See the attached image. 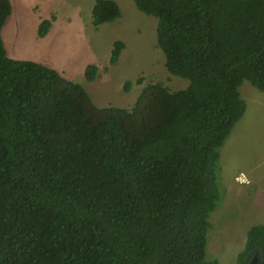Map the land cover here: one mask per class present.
Wrapping results in <instances>:
<instances>
[{
	"label": "trees",
	"instance_id": "obj_1",
	"mask_svg": "<svg viewBox=\"0 0 264 264\" xmlns=\"http://www.w3.org/2000/svg\"><path fill=\"white\" fill-rule=\"evenodd\" d=\"M135 4L158 19L166 67L190 85L150 83L126 109L99 108L56 70L9 58L12 5L0 0V264H219L207 244L220 152L246 113L243 83L264 92V0ZM121 16L97 0L93 23ZM125 47L114 44L111 65ZM98 76L89 65L85 80ZM255 258L264 264L263 225L238 264Z\"/></svg>",
	"mask_w": 264,
	"mask_h": 264
},
{
	"label": "rangeland",
	"instance_id": "obj_2",
	"mask_svg": "<svg viewBox=\"0 0 264 264\" xmlns=\"http://www.w3.org/2000/svg\"><path fill=\"white\" fill-rule=\"evenodd\" d=\"M118 1L123 10L121 20L104 24L98 30L93 28L90 23L88 39H82L84 49L79 61L84 60L87 64L88 60L94 57L99 59L94 62L100 64L101 79L99 78L92 84L84 82L95 105L99 108L114 106L130 109L136 103L143 87L150 83L163 82L172 92L188 88L189 80L173 75L166 77L164 67L161 69L165 74L161 73V69L157 70L158 73L153 74V68H156L157 65H154L151 56H155L156 49L161 54L157 48L158 19L141 12L136 7L134 0ZM95 2L96 0H13L12 14L8 17L6 24L11 21L7 26L5 25L4 34L2 33L7 50L12 49L11 54L14 53V49L19 47L17 45L24 41L39 43V26L36 25V21L44 16V13H35L34 7L41 6L43 10L46 7L48 11H56L52 13L56 16H59L60 13L65 14L68 7L71 8L69 19L73 15L74 17L77 15L78 19L82 18L85 22L88 17H92ZM62 18L64 17L62 16ZM60 23L63 21L60 20ZM84 27L87 30L86 24ZM21 33L22 39L18 40L21 42H15ZM117 41L126 44L123 58L120 59L124 62L122 63L124 69L118 78L120 80L129 76L127 80L131 81L132 85L128 93L122 92L124 81L109 82L114 79L112 74H117L116 70L121 71L120 65L112 67L109 64L114 44ZM34 45L41 55L46 53L47 49L38 44ZM7 52L10 57L9 50ZM148 52L151 56L145 54ZM59 62H62L60 58ZM139 79L144 80L142 85L138 84ZM240 94L247 102V112L232 131V136L221 148L219 164L227 165V168L218 171L217 208L210 216L211 228L208 233L207 260H217L219 264H238L239 254L246 245L248 231L258 223L264 224V165L262 166V158L259 157L255 165L258 171L256 179L253 173L250 177L245 170L233 171V168H237L236 166L242 163L241 160L236 159L239 155L247 151L246 156H248L258 151L260 146L263 147L261 144L264 143V93L254 88L249 81H245L240 88ZM243 141L246 143L243 144ZM243 145L245 148L242 152ZM242 173L247 175L251 182L250 185L239 186L236 184V177ZM232 176L234 182H228ZM231 184L235 186L233 192L229 188ZM239 187H244L246 192L239 195ZM242 199H245V203L241 209L239 201Z\"/></svg>",
	"mask_w": 264,
	"mask_h": 264
},
{
	"label": "crops",
	"instance_id": "obj_3",
	"mask_svg": "<svg viewBox=\"0 0 264 264\" xmlns=\"http://www.w3.org/2000/svg\"><path fill=\"white\" fill-rule=\"evenodd\" d=\"M10 1L12 3V6H13L14 5L13 0H10ZM115 1L119 4L118 0H115ZM64 6H66V5H64ZM119 6H120V4H119ZM94 8H95V5H94ZM94 8L92 9V17L91 18L88 17V20H85V22H84L82 18L78 19L77 15L75 17L73 15L72 18L69 19L71 8H68V7H67V11L65 12V14L62 15L60 13L59 16L52 14L53 12H56V11H48V9L46 7H45V10H43L41 8V6L34 7L35 13H40V14L44 13V16H42L39 20L36 21L37 26H39V24L43 20H46L52 16H55L56 19L54 21H52V27H51L48 35L45 38H39L40 39L39 43H34L32 41H24L22 43L21 41H18V40L22 39V33H21L20 36L18 37L17 41H15L17 43L21 42V43H19V45H17L19 47H16V50L14 49L15 52L11 54L12 49H8L9 53H10L9 58L14 59V60H19V61H33L35 63L42 64L48 68L56 70L57 72H59L62 76H64L69 81L79 83L82 85L85 82V72H86V69L89 65L95 64L100 70V64H96L94 62V60H96L97 58L93 57L91 60H88L87 64L84 60L79 61L81 52L84 49L82 39H88V30L90 29V23L93 26V28H95L96 30H98L100 26H102L104 24H108V23H104V24L97 26V27L94 26V23H93V10H94ZM120 8H121V6H120ZM16 10H17V6L15 7V12H16ZM121 10H122V8H121ZM62 16L64 18H62ZM60 20H62L63 23H60ZM118 20H121V18ZM10 21H8L7 24ZM7 24H6V26H7ZM84 24H86L87 30H85ZM5 28L6 27L3 28V31H2L3 34L5 31ZM34 44H38L41 47H43L44 49H47L46 53L41 55L37 51V48L35 47ZM5 48L7 50L6 46H5ZM145 54L150 55L149 52L145 53ZM8 56H9V54H8ZM121 57L123 58V53H122ZM151 57H152V61L154 62V65L158 64L156 68H153V71H154L153 74L158 73L157 70L164 67L165 73L167 74L166 77H171L170 73L168 72V70L166 68V62H167L166 57L163 54H162V56L155 54V56H151ZM59 58L61 59L62 62H59ZM97 60H99V59H97ZM122 63H124V62L121 60L116 65H111L109 63L112 67L113 66L117 67L118 65H120V67H121V71L116 70L115 73H117V74H112L114 79L109 80L110 83L114 80L116 82H123L124 81V83H126L128 81L127 79L129 78V76L126 78H122L120 80L118 78L119 74L124 69V67L122 66ZM161 73L165 74L162 71V69H161ZM109 74H111V73H109ZM99 78H100V73H99L97 80H99ZM89 84H92V83H89ZM245 143H246V141H243V144H245ZM261 145H263V147L260 146V149L258 151H256L254 154H251L248 156H246L248 154L247 151L243 152V150L245 148L243 145V147H242L243 153L241 155H239V157L236 158V159L241 160L243 165H242V163L239 164L238 166H236L237 168H233V171L237 172L238 170H242V171L245 170L248 172L250 177L253 173V175L256 179L258 171L256 170L257 167H255V165L258 162L259 157L262 158V166L264 165V143ZM220 161H221V159H220ZM220 166H221L220 170H222V171L224 169L226 170V168H227V165H221V163L219 164V167ZM233 176H232V178L231 177L229 178L228 182L229 181L234 182ZM228 182L225 183L226 186H227ZM252 184H254V183H252ZM229 188L232 189L231 192H233L235 190V186L233 184H231L229 186ZM238 192H239V195H242L244 192H246V190L244 187H239ZM244 203H245V199H242L239 201V206L241 209L243 208ZM258 225L264 226L263 223H258ZM255 226H257V225H255ZM252 227H254V226H252Z\"/></svg>",
	"mask_w": 264,
	"mask_h": 264
},
{
	"label": "clouds",
	"instance_id": "obj_4",
	"mask_svg": "<svg viewBox=\"0 0 264 264\" xmlns=\"http://www.w3.org/2000/svg\"><path fill=\"white\" fill-rule=\"evenodd\" d=\"M111 1H115V0H111ZM134 1H135V0H134ZM96 2H97V1H96ZM115 2H116V1H115ZM10 3H11V2H10ZM116 3H117V2H116ZM117 4H118V3H117ZM11 5H12V4H11ZM95 5H96V3H95ZM135 5H136V4H135ZM118 6H119V4H118ZM119 7H120V6H119ZM120 9H121V8H120ZM121 11H122V10H121ZM52 17H55V16H52ZM52 17H50V18H48V19H52ZM43 21H44V20H43ZM43 21H42V22H43ZM42 22H41V23H42ZM41 23H40V24H41ZM40 24H39V26H40ZM157 26H158V25H157ZM48 33H49V32H48ZM156 33H157V29H156ZM47 35H48V34H47ZM47 35H46V36H47ZM46 36H45V37H46ZM45 37H43V38H45ZM39 38H42V37L39 36ZM115 43H116V42H115ZM157 48H158V44H157ZM158 50H159V51L165 56L164 52H163L161 49L158 48ZM122 53H123V52H122ZM155 54H158V55L162 56L161 54H159V53L157 52V49L155 50ZM165 57H166V56H165ZM119 61H120V60H119ZM166 61H167V58H166ZM31 62H33V61H31ZM91 65H93V64H91ZM166 68H167V67H166ZM167 70H168V69H167ZM168 72H169V71H168ZM58 73H59V72H58ZM169 73H170V72H169ZM59 74H60V73H59ZM60 75H61V74H60ZM170 75H172V74L170 73ZM173 76H174V75H173ZM63 77H64V76H63ZM64 78H65V77H64ZM67 80H68V79H67ZM71 82H72V81H71ZM74 83H75V82H74ZM85 83H86V84H89L86 80H85ZM78 84H79V83H78ZM82 85L85 87L84 83H83ZM251 85H252V84H251ZM252 86H253V85H252ZM253 87H254V86H253ZM254 88H255V87H254ZM256 89H257V88H256ZM257 90H258V89H257ZM259 91H260V90H259ZM260 92H262V91H260ZM263 93H264V92H263ZM243 99H244V98H243ZM244 101H245V99H244ZM245 102H246V101H245ZM246 104H247V103H246ZM246 112H247V110H246ZM245 115H246V113H245ZM245 115H244V116H245ZM243 118H244V117H243ZM243 118H242V119H243ZM220 159H221V158H220ZM219 162H221V161H219ZM219 168H221V166H220ZM219 171H221V170H219ZM236 178H237V177H236ZM235 182H236V184H238L237 181H236V179H235ZM238 185H239V184H238ZM239 186H246V185H239ZM247 186H248V185H247ZM214 211H215V210H214ZM212 213H213V212H212ZM218 262H219V261H218Z\"/></svg>",
	"mask_w": 264,
	"mask_h": 264
},
{
	"label": "built area",
	"instance_id": "obj_5",
	"mask_svg": "<svg viewBox=\"0 0 264 264\" xmlns=\"http://www.w3.org/2000/svg\"><path fill=\"white\" fill-rule=\"evenodd\" d=\"M236 181L239 185H250L251 182L248 179L247 175L245 173L240 174L239 176H237Z\"/></svg>",
	"mask_w": 264,
	"mask_h": 264
},
{
	"label": "water",
	"instance_id": "obj_6",
	"mask_svg": "<svg viewBox=\"0 0 264 264\" xmlns=\"http://www.w3.org/2000/svg\"><path fill=\"white\" fill-rule=\"evenodd\" d=\"M252 264H258L257 258L253 259Z\"/></svg>",
	"mask_w": 264,
	"mask_h": 264
},
{
	"label": "bare ground",
	"instance_id": "obj_7",
	"mask_svg": "<svg viewBox=\"0 0 264 264\" xmlns=\"http://www.w3.org/2000/svg\"><path fill=\"white\" fill-rule=\"evenodd\" d=\"M158 65V64H157Z\"/></svg>",
	"mask_w": 264,
	"mask_h": 264
}]
</instances>
